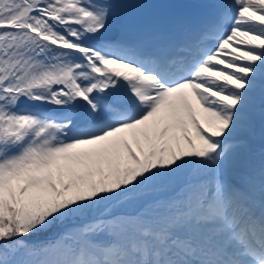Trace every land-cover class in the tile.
Wrapping results in <instances>:
<instances>
[{"label": "snow or ice", "instance_id": "6c2138e0", "mask_svg": "<svg viewBox=\"0 0 264 264\" xmlns=\"http://www.w3.org/2000/svg\"><path fill=\"white\" fill-rule=\"evenodd\" d=\"M132 7L0 0V264H264V0Z\"/></svg>", "mask_w": 264, "mask_h": 264}, {"label": "bare ground", "instance_id": "6f19581e", "mask_svg": "<svg viewBox=\"0 0 264 264\" xmlns=\"http://www.w3.org/2000/svg\"><path fill=\"white\" fill-rule=\"evenodd\" d=\"M113 1H115V0H113ZM114 20H115V19H114ZM113 23H115V21H114Z\"/></svg>", "mask_w": 264, "mask_h": 264}]
</instances>
